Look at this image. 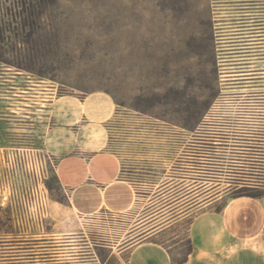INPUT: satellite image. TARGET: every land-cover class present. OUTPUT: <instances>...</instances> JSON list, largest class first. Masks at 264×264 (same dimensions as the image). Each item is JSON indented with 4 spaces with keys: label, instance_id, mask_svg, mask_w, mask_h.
<instances>
[{
    "label": "rangeland",
    "instance_id": "obj_1",
    "mask_svg": "<svg viewBox=\"0 0 264 264\" xmlns=\"http://www.w3.org/2000/svg\"><path fill=\"white\" fill-rule=\"evenodd\" d=\"M6 6L0 264H126L120 251L175 197L173 186L264 197V0H8ZM8 10L16 12L12 19ZM244 39L261 45L259 54L227 60ZM246 65L252 78L238 84ZM90 93L113 102L107 149L120 158L138 199L127 213L78 219L60 212L66 197L43 145L46 126L38 124L49 125L41 109L50 99ZM239 129L260 133L261 151L238 139ZM178 233L160 241L169 246Z\"/></svg>",
    "mask_w": 264,
    "mask_h": 264
},
{
    "label": "crops",
    "instance_id": "obj_2",
    "mask_svg": "<svg viewBox=\"0 0 264 264\" xmlns=\"http://www.w3.org/2000/svg\"><path fill=\"white\" fill-rule=\"evenodd\" d=\"M41 111L49 123L38 124L46 126L43 145L55 160L53 173L66 197L62 215L80 219L135 208L134 187L122 177L120 158L107 149L111 99L100 93L62 95ZM175 188V197L140 224V239L120 251L126 264H264V197L230 196L227 188L213 193ZM70 227L65 222V229ZM179 230L183 236L173 244L160 241L179 238ZM182 247L183 257L175 261Z\"/></svg>",
    "mask_w": 264,
    "mask_h": 264
},
{
    "label": "flooded vegetation",
    "instance_id": "obj_3",
    "mask_svg": "<svg viewBox=\"0 0 264 264\" xmlns=\"http://www.w3.org/2000/svg\"><path fill=\"white\" fill-rule=\"evenodd\" d=\"M250 36V35H249ZM251 39H244V41H242L243 43H240V45H238L237 47H233L229 52V59L227 60H232V59H235L236 56L239 55V53H247V54H244V55H247V56H256L258 55L259 53V48L261 45H256L255 42H250ZM254 43V44H253ZM254 45V46H252ZM256 48V49H255ZM248 58H252V57H248ZM251 61H247L246 63L249 64ZM251 65H246L245 66V69L242 70L243 73L240 74V80L242 81H237L236 83L238 84H244L246 82H249L248 79L252 78V72H251V68H250ZM246 72H249V73H246ZM247 80V81H246ZM238 86H244V85H238ZM246 130L245 129H239L238 131H235L234 132V135L237 136L238 139H247L249 140L248 141V145L252 148H249L251 150H254V151H261V144L260 141L261 140V136L259 135L260 133H258L256 130H251L250 132H245ZM256 152V153H257ZM258 170V169H257ZM4 243H0V245H2ZM8 244H11V243H8Z\"/></svg>",
    "mask_w": 264,
    "mask_h": 264
},
{
    "label": "trees",
    "instance_id": "obj_4",
    "mask_svg": "<svg viewBox=\"0 0 264 264\" xmlns=\"http://www.w3.org/2000/svg\"><path fill=\"white\" fill-rule=\"evenodd\" d=\"M8 2V0H0V63H5L8 64L7 62L3 61V54L2 52L4 51V47L2 46L4 44V35L6 33H11V30L9 29V24H8V17H7V6L6 3ZM9 11V19H12L13 16L16 15V12L14 10H8ZM11 38V37H10ZM7 48H11L9 47V45H6ZM239 196H247V197H262L261 195H256V194H237L235 197H239Z\"/></svg>",
    "mask_w": 264,
    "mask_h": 264
},
{
    "label": "built area",
    "instance_id": "obj_5",
    "mask_svg": "<svg viewBox=\"0 0 264 264\" xmlns=\"http://www.w3.org/2000/svg\"><path fill=\"white\" fill-rule=\"evenodd\" d=\"M41 207H42V209H43L44 205H42Z\"/></svg>",
    "mask_w": 264,
    "mask_h": 264
}]
</instances>
